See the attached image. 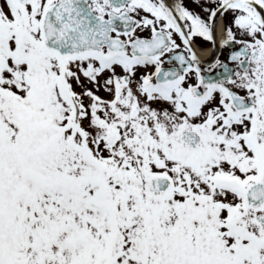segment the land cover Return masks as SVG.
<instances>
[{
	"label": "snow or ice",
	"instance_id": "snow-or-ice-1",
	"mask_svg": "<svg viewBox=\"0 0 264 264\" xmlns=\"http://www.w3.org/2000/svg\"><path fill=\"white\" fill-rule=\"evenodd\" d=\"M0 264H264V0H0Z\"/></svg>",
	"mask_w": 264,
	"mask_h": 264
},
{
	"label": "flooded vegetation",
	"instance_id": "flooded-vegetation-1",
	"mask_svg": "<svg viewBox=\"0 0 264 264\" xmlns=\"http://www.w3.org/2000/svg\"><path fill=\"white\" fill-rule=\"evenodd\" d=\"M210 53H211V49L209 46H205L202 51H199V54L201 55L202 58L209 57Z\"/></svg>",
	"mask_w": 264,
	"mask_h": 264
}]
</instances>
